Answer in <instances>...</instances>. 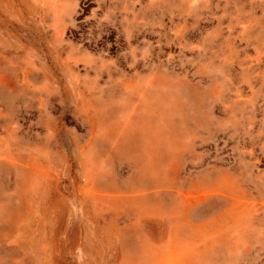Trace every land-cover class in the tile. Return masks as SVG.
<instances>
[{"label":"rangeland","instance_id":"rangeland-1","mask_svg":"<svg viewBox=\"0 0 264 264\" xmlns=\"http://www.w3.org/2000/svg\"><path fill=\"white\" fill-rule=\"evenodd\" d=\"M0 264H264V0H0Z\"/></svg>","mask_w":264,"mask_h":264},{"label":"bare ground","instance_id":"bare-ground-1","mask_svg":"<svg viewBox=\"0 0 264 264\" xmlns=\"http://www.w3.org/2000/svg\"><path fill=\"white\" fill-rule=\"evenodd\" d=\"M211 192H213V189L212 188H209V187H205L203 188L201 191L198 192L197 195H193V196H188V199H190L191 201L193 199H200V198H204L206 197L209 193L211 194ZM90 194L91 195H95V197L97 198H100L102 195L101 193L99 192H95V190L93 188L90 189ZM154 215H161L160 212L157 211V213H153ZM177 225H173L172 226V230H171V235H170V244H171V247L176 250V247L178 246V244L180 243L179 240H178V235H177ZM120 235L122 232H119ZM119 235V237H120ZM177 245V246H176ZM186 247V255H190L192 253H194V250H195V247L194 246H191L188 248V246H185ZM172 257L175 258V260L173 261L174 263H182L181 260L184 259L185 256H182L181 257V253H179L178 251H174L173 254H172Z\"/></svg>","mask_w":264,"mask_h":264}]
</instances>
